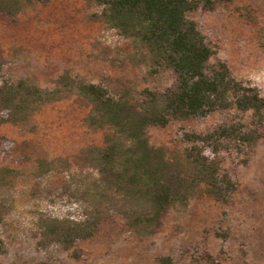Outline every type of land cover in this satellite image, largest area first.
<instances>
[{"label":"rangeland","instance_id":"obj_1","mask_svg":"<svg viewBox=\"0 0 264 264\" xmlns=\"http://www.w3.org/2000/svg\"><path fill=\"white\" fill-rule=\"evenodd\" d=\"M101 7L88 0L24 1L14 19L0 16V84L28 79L52 88L60 75L70 85L100 84L118 97L137 90L175 89L177 75H148L130 59V44L102 22ZM214 47L210 64L225 62L232 75L264 96V0H220L210 11L189 14ZM40 105L27 120L0 123V168L11 170L4 196L10 210L0 224L6 251L0 264H264V139L253 151L222 140L223 163L238 180L228 202L198 194L187 206L165 211L161 226L140 236L112 211L89 239L68 249L41 247L33 237L40 213L82 220L84 208L72 181L85 168L82 150L103 143L105 130L85 121L90 104L76 89ZM237 108L196 115L184 124L149 129L151 141L176 144L183 131L209 132L248 120ZM209 255V256H208Z\"/></svg>","mask_w":264,"mask_h":264},{"label":"trees","instance_id":"obj_2","mask_svg":"<svg viewBox=\"0 0 264 264\" xmlns=\"http://www.w3.org/2000/svg\"><path fill=\"white\" fill-rule=\"evenodd\" d=\"M24 1L0 0V16L14 19ZM88 1L102 8L99 17L108 28L129 41L134 65L148 75L172 71L178 84L175 89L137 90L140 102H133L127 89L116 97L100 84L78 81L72 86L67 75H60L52 88L28 79L0 84L1 124L27 120L40 105L58 99L72 86L90 104L87 124L105 130L101 145L82 150L86 166L72 181L84 218L38 214L32 234L41 247H74L91 238L112 211L122 215L135 233L147 236L160 228L167 209L187 206L195 195L228 202L238 180L223 164L222 140L253 151L264 139V96L257 87L237 80L225 62L210 64L214 47L189 18L198 10L215 9L220 0ZM229 108L250 111L251 116L209 132L184 130L176 144L151 141L150 128L184 124L193 116ZM0 142L9 140L0 137ZM10 172L0 168V224L10 210L3 193ZM5 251L0 240V253ZM153 264H172V259L162 256ZM210 264L222 263L212 260Z\"/></svg>","mask_w":264,"mask_h":264}]
</instances>
